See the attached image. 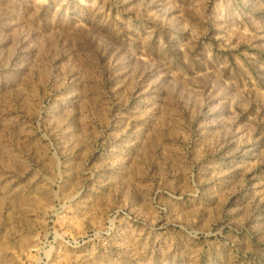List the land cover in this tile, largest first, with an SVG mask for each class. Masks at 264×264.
Listing matches in <instances>:
<instances>
[{
  "label": "rangeland",
  "instance_id": "rangeland-1",
  "mask_svg": "<svg viewBox=\"0 0 264 264\" xmlns=\"http://www.w3.org/2000/svg\"><path fill=\"white\" fill-rule=\"evenodd\" d=\"M0 264H264V0H0Z\"/></svg>",
  "mask_w": 264,
  "mask_h": 264
}]
</instances>
